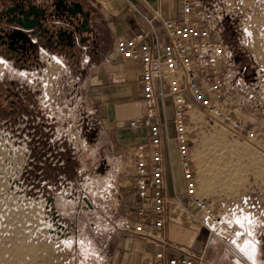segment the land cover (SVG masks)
<instances>
[{"label": "rangeland", "instance_id": "obj_1", "mask_svg": "<svg viewBox=\"0 0 264 264\" xmlns=\"http://www.w3.org/2000/svg\"><path fill=\"white\" fill-rule=\"evenodd\" d=\"M203 1L216 2L222 9L224 37L233 51L227 107L258 131V139L251 143L202 113L195 116L192 146L204 170V189L218 194L221 188L248 187L252 169L244 171L241 160L254 158L259 161L254 174L262 197L264 0H236L249 6L233 5L235 0ZM53 66L41 85L49 121L42 132L47 133L51 149L39 155L31 147L37 144L32 139L35 132L22 133L0 124V264H78L86 247L106 243L112 231L131 222L130 204L126 210L121 204L124 194L119 182L131 174L133 149L118 148L111 131L100 122L87 78L79 84L64 66ZM126 133L134 140L147 138L144 128L127 127ZM198 144H207L209 150L201 151ZM63 151L66 155L61 157ZM226 159L238 165L229 176L221 167ZM231 177L236 182L226 180ZM259 240L264 251V235Z\"/></svg>", "mask_w": 264, "mask_h": 264}, {"label": "built area", "instance_id": "obj_2", "mask_svg": "<svg viewBox=\"0 0 264 264\" xmlns=\"http://www.w3.org/2000/svg\"><path fill=\"white\" fill-rule=\"evenodd\" d=\"M127 9L139 16L138 28L133 34L118 35L115 50L120 59L139 65L143 110L130 125L145 128L147 140L132 150L136 199L130 214L134 223L125 230L155 247L143 253L141 264H214L204 251L168 240L165 227L173 200L190 211L213 238H244L246 230L261 223V204L250 194L225 212L198 192L192 159V109L239 139L251 143L258 139L256 128L247 125L225 101L231 87L233 51L224 37L222 9L216 2L203 0H178L173 17L164 16L160 9L145 13L131 1ZM173 140L185 181V198L179 193L173 198L166 180L168 165H173ZM259 238L248 239L257 243Z\"/></svg>", "mask_w": 264, "mask_h": 264}, {"label": "crops", "instance_id": "obj_3", "mask_svg": "<svg viewBox=\"0 0 264 264\" xmlns=\"http://www.w3.org/2000/svg\"><path fill=\"white\" fill-rule=\"evenodd\" d=\"M89 1L100 9L107 23L113 27L115 36L114 49L110 57L93 66L90 75L86 79L90 95H92L91 104L94 106L100 122L111 131L116 146L120 149L127 147L133 149L137 143L147 140V138L144 141L134 140L131 139L132 136L130 134L126 133L127 127H132L130 120L139 117L143 110L141 88L137 80L139 65L134 60H122L118 57L115 50L116 38L120 34H133L138 28L139 16L127 9L128 1L135 3L145 13H149L152 9H160L164 16L173 17L178 12V0ZM236 2V0L233 1V5ZM237 5L249 6L250 4L237 2ZM198 113L202 112L195 109L191 110L193 120L198 118ZM194 115H197V118ZM203 116L206 118L204 114ZM139 129H142V127ZM144 130L146 135V129L144 128ZM201 145H199L201 151L209 150L207 144ZM194 151H196V146L193 145L192 159L197 173L199 195L205 197L213 207L225 212H228L234 204L241 202L243 196L252 195L261 204V208L258 211L261 223L254 230H251V228L246 230L247 232L244 233L243 237L252 238L264 235V195L261 197L259 179L254 174V170H257L259 166L258 159L241 160L242 165L240 167L244 171L249 168L252 169L251 175L248 176L251 181L249 182L247 179L248 187H232L233 189L228 191H223V188H221L218 194L208 193L204 189V170L200 169L199 160L195 158ZM171 160L173 165H168L166 175L169 192L173 198L176 193L181 194L185 198L183 194L185 181L178 162V152L174 140L171 142ZM223 163L221 167L226 168L224 172L226 176H229L230 172L238 167L237 162L232 159H226ZM229 179H232L231 182H236L233 177L226 180ZM119 185V188L123 189L124 194L121 196L123 209H127L128 203L131 207L129 211L131 221L129 226H131L134 223V217L131 216L130 212L134 211L136 199L133 168L130 176L122 178ZM165 235L168 240L194 251H204L208 259L214 264H264V251L260 240L254 243L249 239L250 243L255 247V252L250 256L241 249L243 244L239 243V240L242 239L241 237L234 239L230 235H225L224 239L210 237L207 229L200 226L191 212L174 202V200L170 203L169 220L166 223ZM86 248L82 259H78V264H141L143 253L154 250L155 247L153 243L122 229L121 231H112V236L109 237L106 243L95 244Z\"/></svg>", "mask_w": 264, "mask_h": 264}, {"label": "flooded vegetation", "instance_id": "obj_4", "mask_svg": "<svg viewBox=\"0 0 264 264\" xmlns=\"http://www.w3.org/2000/svg\"><path fill=\"white\" fill-rule=\"evenodd\" d=\"M114 38L89 0H0V124L45 130L41 85L54 60L83 84L110 57Z\"/></svg>", "mask_w": 264, "mask_h": 264}, {"label": "trees", "instance_id": "obj_5", "mask_svg": "<svg viewBox=\"0 0 264 264\" xmlns=\"http://www.w3.org/2000/svg\"><path fill=\"white\" fill-rule=\"evenodd\" d=\"M39 135V137H36V135ZM33 138V142H37V144H34L33 143L31 144V147L33 148V151L35 153H39V155H42V154H45L47 152V150H50L52 145L51 143L49 142V138H48V135L47 133L42 132V131H37L33 134L32 136ZM38 139V141H36V139ZM37 151V152H36ZM42 153V154H41ZM35 155V154H34ZM66 155V153L63 151L61 153V157H64ZM55 157V156H54ZM68 159V157H67ZM59 169V168H58ZM62 169V168H61ZM36 176V175H35ZM38 176V175H37Z\"/></svg>", "mask_w": 264, "mask_h": 264}, {"label": "bare ground", "instance_id": "obj_6", "mask_svg": "<svg viewBox=\"0 0 264 264\" xmlns=\"http://www.w3.org/2000/svg\"><path fill=\"white\" fill-rule=\"evenodd\" d=\"M61 64V62L58 60V59H56V60H54V69L55 68H57L59 65ZM52 67V68H53ZM53 69V70H54ZM197 116V115H196ZM194 117H195V115H194ZM196 118V117H195ZM204 175V174H203ZM207 175V174H206ZM108 181V180H107ZM207 184H208V181H207ZM241 249L243 250V251H245V252H247L250 256L251 255H253V253L255 252V247L250 243V241L248 240V239H246V240H244L243 241V244H242V246H241Z\"/></svg>", "mask_w": 264, "mask_h": 264}, {"label": "water", "instance_id": "obj_7", "mask_svg": "<svg viewBox=\"0 0 264 264\" xmlns=\"http://www.w3.org/2000/svg\"><path fill=\"white\" fill-rule=\"evenodd\" d=\"M86 201H87V203L89 204V206H91L92 207V204L90 203V201L86 198Z\"/></svg>", "mask_w": 264, "mask_h": 264}]
</instances>
